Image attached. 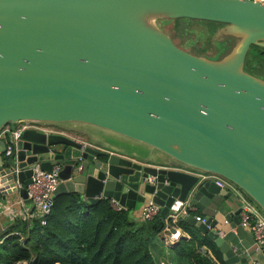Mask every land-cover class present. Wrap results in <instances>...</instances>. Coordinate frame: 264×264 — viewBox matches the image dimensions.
Masks as SVG:
<instances>
[{
    "label": "water",
    "instance_id": "obj_1",
    "mask_svg": "<svg viewBox=\"0 0 264 264\" xmlns=\"http://www.w3.org/2000/svg\"><path fill=\"white\" fill-rule=\"evenodd\" d=\"M178 17L221 22L218 30L236 41L217 58L191 53L156 23ZM251 44L264 46L260 0H0V130L19 119L83 122L172 159L28 128L7 156L0 138V193L30 202L35 162L47 170L59 163L54 196L77 191L127 208L152 199L165 216L175 199L196 208L217 197V206L233 201L201 175L214 171L264 211V77L244 69ZM181 217L218 245L226 263L241 256L214 228L215 217Z\"/></svg>",
    "mask_w": 264,
    "mask_h": 264
},
{
    "label": "trees",
    "instance_id": "obj_2",
    "mask_svg": "<svg viewBox=\"0 0 264 264\" xmlns=\"http://www.w3.org/2000/svg\"><path fill=\"white\" fill-rule=\"evenodd\" d=\"M194 19L207 22L208 38L223 24ZM224 39L217 40L219 52L228 47ZM244 69L264 77V46L250 45ZM177 224L189 234L181 235L172 246L182 264H213L212 259L226 264L218 245L206 233L183 217ZM164 227L165 216L160 213L152 219H137L130 215V208L115 209L108 197L90 202L77 191L61 192L53 197L43 217L18 218L0 231V264L23 259L28 264H154L149 243Z\"/></svg>",
    "mask_w": 264,
    "mask_h": 264
},
{
    "label": "built area",
    "instance_id": "obj_3",
    "mask_svg": "<svg viewBox=\"0 0 264 264\" xmlns=\"http://www.w3.org/2000/svg\"><path fill=\"white\" fill-rule=\"evenodd\" d=\"M263 1L264 0H260ZM28 128L36 129L45 133H69L67 130L57 127L54 122L47 120L37 119H19L15 122H9L5 124L0 130V138L5 140L4 154L9 155L15 145L21 133ZM73 135V134H72ZM61 165L54 163L50 170L41 167L40 162L37 161L32 167L31 181L26 186L27 197L30 198L32 203L31 209H25V199L20 197L14 201H10L5 205V209L10 210L14 205L18 203L22 206L23 218H31L32 211H40L41 217L49 210L52 200L54 197V190L60 181L59 171ZM203 177L212 178L221 186L229 189L233 194V199L238 205L239 225L248 229L252 235L253 246L256 250L264 253V211L263 209L250 198L242 189L236 186L232 181L226 177L214 172L208 171L201 174ZM20 185V184H18ZM110 203L115 209L127 208L125 205L119 203L118 200L110 198ZM196 208L189 204L187 201L175 199L165 215V229L169 232L170 239L176 240L179 238V231L176 230L178 227L177 221L181 216L192 212ZM1 209V208H0ZM20 215V210L17 211ZM160 213V205L152 199L146 200L140 210L141 219H152L156 214ZM197 219L205 222L206 217L201 215H195ZM209 225V224H207ZM174 228V229H173ZM218 231V230H217ZM218 233L223 236V231L219 230ZM199 250L209 256L206 248L203 246L199 247ZM212 259V257H211ZM213 264H218L217 261L212 259Z\"/></svg>",
    "mask_w": 264,
    "mask_h": 264
},
{
    "label": "crops",
    "instance_id": "obj_4",
    "mask_svg": "<svg viewBox=\"0 0 264 264\" xmlns=\"http://www.w3.org/2000/svg\"><path fill=\"white\" fill-rule=\"evenodd\" d=\"M83 123V122H82ZM88 124V123H85ZM91 125V124H90ZM78 126V125H77ZM95 126V125H92ZM60 127H66V129H78L75 123H69L67 125H60ZM98 127V126H97ZM101 128V127H99ZM82 137L87 143H91L96 147L110 150L113 152H118L125 155H131L129 152H119L117 150H113L112 148H107L102 144L97 142H92L84 138V136L79 133V135H75ZM132 139V138H131ZM134 140V139H132ZM136 141V140H135ZM139 142V141H137ZM137 147L140 149L150 150L154 152L158 156L168 158L169 157L155 149H151L150 146L141 143ZM147 150V149H146ZM172 160V159H169ZM229 190V189H228ZM84 196V195H83ZM21 196L17 191H11L9 193H5L4 196L0 193V231H2L5 227L14 222L15 219H29L23 218L22 206L27 210L32 208V203L23 201L24 205L19 206L18 203L14 205L10 210L5 209V205L10 201H14ZM85 197V196H84ZM86 198V197H85ZM220 197H217L215 202H204L202 208H194L192 213L195 215L201 216H212L215 217L217 223L214 228L218 231H223V238L228 240L234 247H239L241 249V256L236 260V262L232 264H264V253L258 251L253 246L252 235L250 231L239 225V215H238V205L235 203L234 199L231 201L228 197L224 200L221 199V203L217 206V200ZM87 199V198H86ZM220 200V199H219ZM143 203H136L134 208H130V215L134 218L140 219V210ZM20 210V215L17 211ZM40 211L33 210L32 217H41ZM228 215V216H226ZM176 230L179 231V237L184 235L189 237V234L183 230L180 226L176 227ZM172 231V230H170ZM167 229H163L160 233L156 235V237L149 243V249L152 254V259L154 264H182L178 256L173 252L172 246L174 242L177 240L170 239L169 232ZM58 264V263H56ZM228 264V263H226Z\"/></svg>",
    "mask_w": 264,
    "mask_h": 264
},
{
    "label": "rangeland",
    "instance_id": "obj_5",
    "mask_svg": "<svg viewBox=\"0 0 264 264\" xmlns=\"http://www.w3.org/2000/svg\"><path fill=\"white\" fill-rule=\"evenodd\" d=\"M156 23L172 37L178 46L194 54H204L212 58H217L228 52L236 41V37L232 35H230V40H227L226 37L229 34L218 30L219 28L212 36H210V38H208L205 31L207 30V22L205 20H196L190 17L159 18L156 19ZM214 38L215 40L213 41ZM218 39H224L228 44V47L222 52H219L221 46L217 41ZM218 52L221 55H216ZM69 123H75L78 129H66V127H60V125L63 126ZM54 124L59 128L67 130L73 135H79V133H81L85 139L97 142L107 148H112L119 152H129L130 154H134V149L137 150V146L141 145L140 142L132 140L122 134L82 122L65 121L54 122ZM146 149L144 150L147 152L150 151L148 148Z\"/></svg>",
    "mask_w": 264,
    "mask_h": 264
},
{
    "label": "bare ground",
    "instance_id": "obj_6",
    "mask_svg": "<svg viewBox=\"0 0 264 264\" xmlns=\"http://www.w3.org/2000/svg\"><path fill=\"white\" fill-rule=\"evenodd\" d=\"M164 21V20H163ZM165 28V27H164Z\"/></svg>",
    "mask_w": 264,
    "mask_h": 264
}]
</instances>
